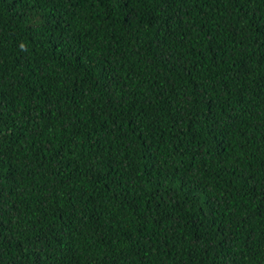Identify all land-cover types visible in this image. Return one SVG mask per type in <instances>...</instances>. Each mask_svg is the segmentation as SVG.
Returning <instances> with one entry per match:
<instances>
[{"label": "trees", "instance_id": "obj_1", "mask_svg": "<svg viewBox=\"0 0 264 264\" xmlns=\"http://www.w3.org/2000/svg\"><path fill=\"white\" fill-rule=\"evenodd\" d=\"M0 264H264V0H0Z\"/></svg>", "mask_w": 264, "mask_h": 264}, {"label": "clouds", "instance_id": "obj_2", "mask_svg": "<svg viewBox=\"0 0 264 264\" xmlns=\"http://www.w3.org/2000/svg\"><path fill=\"white\" fill-rule=\"evenodd\" d=\"M24 45H21V48L23 49Z\"/></svg>", "mask_w": 264, "mask_h": 264}]
</instances>
